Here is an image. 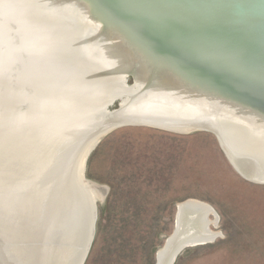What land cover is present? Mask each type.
<instances>
[{
	"label": "bare ground",
	"instance_id": "1",
	"mask_svg": "<svg viewBox=\"0 0 264 264\" xmlns=\"http://www.w3.org/2000/svg\"><path fill=\"white\" fill-rule=\"evenodd\" d=\"M46 3L45 0H0V44L5 46L1 50L8 56L0 60V264H70L73 259L70 247L58 242L61 236H68L66 233L58 235V230L66 225L74 204L86 222V194L102 200L106 192L85 176L80 175V180L75 166L78 171L82 169L84 157L79 158L80 151L93 140L94 133L108 125L109 121H104L105 108L115 95L122 98L120 110L115 114L124 119L176 126L190 121L214 122L213 128L219 133L224 151L234 166L245 174H252L253 179L264 180V122L216 107L178 80L150 81L149 62L144 59L141 62L139 54L131 47L129 50L125 45L131 58L142 67L141 76L133 85L126 84L122 70L107 66L118 63L121 68V62L108 60L114 53L106 51L105 58L104 53L96 52L94 44L89 46V51L96 53L91 59L104 60L106 71H93L102 67L93 62L83 63L79 68L75 66L80 72L91 69L101 74L93 85H86L89 90H82L74 83L76 75L71 67L54 68L51 63H34V59H30L34 54L42 56L57 51L53 47L74 51L72 39L77 31H82L78 40L82 33L92 31L88 35V41H92L94 31L104 30L101 23L88 18L92 16L70 0H50L49 7ZM36 30L43 32L40 37H34ZM56 35L60 39L55 38ZM40 38L46 41L41 47L33 50L23 47ZM106 48L109 49L107 43ZM77 56L82 58V55ZM81 77L85 75L76 79ZM57 86L63 87L55 91ZM58 95L82 99L101 95V100L94 105L88 119L83 115L89 113V102L86 106L73 104L63 112L65 119L56 120L59 113L54 108ZM35 132L41 133L40 136L34 135ZM42 146H48L53 152L52 162L41 171L24 169L23 173L15 163L21 159L25 164L30 162L32 153L37 154ZM79 146L82 147L77 153ZM66 165L71 167L66 170ZM66 172L70 181L64 183ZM14 178L17 180L11 184ZM64 188L70 194L66 195ZM187 201L189 207L182 218L184 236L189 235L193 242L202 244L208 243L204 241L206 237L216 238L219 232L211 226L217 225L218 218L212 207L195 199ZM35 213L43 228L31 223ZM19 229L23 231L17 232Z\"/></svg>",
	"mask_w": 264,
	"mask_h": 264
},
{
	"label": "water",
	"instance_id": "2",
	"mask_svg": "<svg viewBox=\"0 0 264 264\" xmlns=\"http://www.w3.org/2000/svg\"><path fill=\"white\" fill-rule=\"evenodd\" d=\"M45 1L49 7L50 0ZM70 1L92 16H88V18L101 23L104 30L99 33L94 31L95 35L92 41H88V35L92 31L82 33L79 40L78 35L82 31H77L72 39L74 43L71 48H74V51L53 47L57 51L53 50L50 54L42 56L34 54V57L30 58L34 59V63L41 62V65L51 63L54 64V68L56 66L59 68L71 67L74 69L73 74L76 75L73 78L74 83L81 86L82 90H89L86 85H93L101 75H97L93 71H106L104 68L106 63L102 62L104 60L93 61L91 59L93 55H96L89 51L91 45L94 44L97 45L96 52L104 53L105 58L106 51L114 53V55H109L108 60L114 59L115 62H121V68L118 63H115L113 67L108 63L107 66L111 67L109 69L122 70L125 74L126 84L128 85L130 77L133 85L136 79L141 76L142 67L128 54L126 45L129 50L131 47L132 51L134 49L139 54L138 59L141 62L144 60L149 62L150 81L159 78H165L169 82L178 80L216 107L264 122V0ZM35 27L37 28V26ZM40 33L43 32L36 30L34 37H40ZM55 38L60 39L58 35ZM55 38L54 40H56ZM44 42L46 41L40 38L29 45H23V47L33 50L37 46L41 47ZM106 43L109 49L106 48ZM1 47L5 46L0 44V60H4L8 56L2 52ZM77 55H82L84 59ZM87 62L97 63L102 67H98L99 70L88 69L83 72L76 69ZM5 65L9 66L7 63ZM80 75H85V77L77 80L76 77ZM63 86H57L55 91L60 90ZM100 97L101 95H97L82 99L80 96L66 98L63 95H58V103L54 108L55 112L59 113L56 115V120L65 119L63 112L73 104L79 103V105L86 106V103L89 102L91 107L89 113L83 115L88 119L94 105L101 100ZM121 99L115 95L106 106L104 121H109V123L105 129L94 133L93 140L86 145L84 150H81L82 146H79L77 153L81 150L79 158L84 157V160L82 169L78 171L75 166V172L79 174L80 180V175L85 176L87 158L104 136L118 127L143 126L177 134H189L195 131L210 133L240 177L251 183L264 184V180L253 179L251 178L252 174H245L234 166L224 151L219 133L213 128L214 122L190 121L182 126L163 122L159 124L136 122L115 114L120 110ZM116 102L117 107L111 109V106ZM40 134L39 132L34 133L36 136H40ZM33 143L35 142H31V144ZM37 150V154L32 153L30 162L25 164V161L21 159L18 161L19 163H15L21 167L22 172L24 169L26 171H41L52 162L53 152L48 149V146H42ZM69 167L71 166L66 165L64 169L67 170ZM67 173L64 183L70 181ZM74 178L78 180L76 175ZM16 180L17 178H14L11 184ZM63 191L66 195L69 193L66 188ZM18 193L19 190H17ZM86 195L88 198L86 222L82 220L81 213L77 210V205L74 204L66 225L61 231L58 230V235L66 233L68 236V238L61 236L58 242L70 247L69 252L73 255L70 264H84L95 236L96 203L99 199H92L89 198V194ZM103 196L105 197V194ZM188 204L187 200L177 204L174 228L163 246L157 251L155 264H173L176 257L185 248L202 244V242H193L189 235L184 236L183 234L182 218L189 207ZM212 210L216 213L213 208ZM33 218L31 223L35 222L43 228L37 221L39 216L36 213ZM20 231L23 229H19L17 232ZM214 238L206 237L204 241L209 242Z\"/></svg>",
	"mask_w": 264,
	"mask_h": 264
},
{
	"label": "rangeland",
	"instance_id": "3",
	"mask_svg": "<svg viewBox=\"0 0 264 264\" xmlns=\"http://www.w3.org/2000/svg\"><path fill=\"white\" fill-rule=\"evenodd\" d=\"M85 177L107 190L84 264H155L188 199L216 211L219 234L173 264H264V184L240 177L210 133L118 127L90 153Z\"/></svg>",
	"mask_w": 264,
	"mask_h": 264
}]
</instances>
